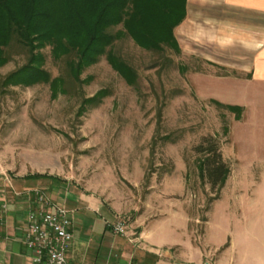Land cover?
Segmentation results:
<instances>
[{
	"label": "rangeland",
	"instance_id": "374dc122",
	"mask_svg": "<svg viewBox=\"0 0 264 264\" xmlns=\"http://www.w3.org/2000/svg\"><path fill=\"white\" fill-rule=\"evenodd\" d=\"M108 31L114 35L109 49L137 75L133 84L106 54L76 72L75 53L55 56L50 45L38 49L48 82L8 84L30 50L15 35L4 48L0 176L6 182L30 172L56 176L55 192L94 197L109 224L122 220L129 234L179 208L197 239L207 224L264 228V102L230 104L205 94L203 76L239 71L212 61V44L193 45L187 21L174 31L178 50L142 49L122 24ZM211 143L229 169L219 189L199 170Z\"/></svg>",
	"mask_w": 264,
	"mask_h": 264
},
{
	"label": "crops",
	"instance_id": "0c3cea01",
	"mask_svg": "<svg viewBox=\"0 0 264 264\" xmlns=\"http://www.w3.org/2000/svg\"><path fill=\"white\" fill-rule=\"evenodd\" d=\"M185 21L191 28L185 36L193 45L212 44V50L207 48L209 58L239 71L203 76L205 94L230 104L264 102V0H187ZM228 49L232 56L225 59ZM28 174L35 173L12 175L7 182L0 176V264H31L32 252L23 237L35 188L70 211L73 237L65 256L71 264H264L261 226L241 223L210 229L206 223L197 239L188 214L179 208L138 233L115 236L94 197L55 192L60 183L56 176L26 178Z\"/></svg>",
	"mask_w": 264,
	"mask_h": 264
},
{
	"label": "trees",
	"instance_id": "16d2710c",
	"mask_svg": "<svg viewBox=\"0 0 264 264\" xmlns=\"http://www.w3.org/2000/svg\"><path fill=\"white\" fill-rule=\"evenodd\" d=\"M187 0H0V65L6 58L4 48L14 35L27 46L26 64L6 78L9 84L30 85L48 82L49 73L41 66L38 49L50 45L55 56L75 53L73 69L77 72L106 54L110 65L130 84L136 82L135 71L113 53L114 35L108 28L122 24L134 43L145 50L163 47L179 49L175 28L186 16ZM230 111L241 108L226 105ZM199 163L200 175L212 188L222 187L228 166L215 143L205 149ZM26 178L51 177L28 174Z\"/></svg>",
	"mask_w": 264,
	"mask_h": 264
},
{
	"label": "built area",
	"instance_id": "2783aa9c",
	"mask_svg": "<svg viewBox=\"0 0 264 264\" xmlns=\"http://www.w3.org/2000/svg\"><path fill=\"white\" fill-rule=\"evenodd\" d=\"M32 207L27 213L23 242L31 250V264H71L65 252L72 240V219L68 209L55 204L39 188L31 190ZM108 227L115 235L127 236V226L116 220Z\"/></svg>",
	"mask_w": 264,
	"mask_h": 264
}]
</instances>
